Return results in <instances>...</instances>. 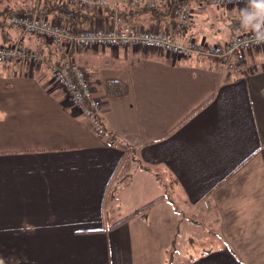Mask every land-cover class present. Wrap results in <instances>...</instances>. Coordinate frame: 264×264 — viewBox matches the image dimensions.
Masks as SVG:
<instances>
[{
	"label": "crops",
	"instance_id": "1",
	"mask_svg": "<svg viewBox=\"0 0 264 264\" xmlns=\"http://www.w3.org/2000/svg\"><path fill=\"white\" fill-rule=\"evenodd\" d=\"M187 3L188 18L122 14L184 43L223 44L245 32L240 6ZM107 22L106 11L92 10L79 25ZM10 43L43 62L0 64V264L264 259V47L247 52L238 70L222 57L130 46L72 53L101 104L99 136L53 79L60 48L0 24V44ZM202 226L201 243L193 234Z\"/></svg>",
	"mask_w": 264,
	"mask_h": 264
},
{
	"label": "built area",
	"instance_id": "2",
	"mask_svg": "<svg viewBox=\"0 0 264 264\" xmlns=\"http://www.w3.org/2000/svg\"><path fill=\"white\" fill-rule=\"evenodd\" d=\"M86 11H106L108 22L93 23L87 27L64 23L58 16L49 17L37 11H15L7 15V22L27 35H34L57 45L64 53L59 63L49 65L53 79L66 93L73 105L79 107L91 121L96 135H105L100 121V102L94 96L86 71L73 58L72 53L93 47H139L155 49L173 57L192 54L222 57L238 70L245 61L247 52L264 47V44H249L250 33L242 32L223 44L184 43L171 32L138 28L122 14L123 10H158L171 7V11L188 18L191 8L187 0H66ZM219 7L245 6L244 0H204ZM72 56V57H71ZM29 62L40 65L42 57L35 50L19 43L0 44V64Z\"/></svg>",
	"mask_w": 264,
	"mask_h": 264
},
{
	"label": "trees",
	"instance_id": "3",
	"mask_svg": "<svg viewBox=\"0 0 264 264\" xmlns=\"http://www.w3.org/2000/svg\"><path fill=\"white\" fill-rule=\"evenodd\" d=\"M15 11H37L38 13H41L44 15L56 14L58 17H64L67 23H74L77 25L86 21L89 18V13H90V11H86V10L74 7L73 5L68 3L66 0H35V2H33V4L29 5L28 7L22 4V6L18 7V9H15V10L13 8L12 9L0 8V24H8L7 15ZM153 11H171V7H163L158 10H153ZM60 51L62 52L61 48H60ZM118 86L119 85L117 81L108 82L109 88H114L115 90H117ZM150 204L151 203H148L145 206L138 209L137 211L124 217L123 219L115 223L113 226L125 221L132 215L139 213L140 211L148 207Z\"/></svg>",
	"mask_w": 264,
	"mask_h": 264
},
{
	"label": "clouds",
	"instance_id": "4",
	"mask_svg": "<svg viewBox=\"0 0 264 264\" xmlns=\"http://www.w3.org/2000/svg\"><path fill=\"white\" fill-rule=\"evenodd\" d=\"M245 6L238 10L240 27L250 33L248 43L264 44V0H244ZM7 113L0 112V121Z\"/></svg>",
	"mask_w": 264,
	"mask_h": 264
},
{
	"label": "rangeland",
	"instance_id": "5",
	"mask_svg": "<svg viewBox=\"0 0 264 264\" xmlns=\"http://www.w3.org/2000/svg\"><path fill=\"white\" fill-rule=\"evenodd\" d=\"M9 6L11 7V8H18V7H20V6H22V4H20L18 1H16V0H13L12 2H10L9 3ZM236 7V6H235ZM242 7H244V6H240L239 8H242ZM3 8H8V7H3ZM2 8V9H3ZM202 11H209L208 9H203ZM45 40V39H44ZM48 42V41H47ZM50 43V42H49ZM33 50V49H32ZM78 52H81V51H78ZM76 54V53H75ZM31 64V63H30ZM32 65H34V64H32ZM203 226H205V225H203ZM200 227V228H198V230H196V232H194V234H193V238H194V240H201V243L203 242V241H205L204 239H205V237L207 238V236H206V227ZM207 234H208V232H207ZM213 240H215L213 243L214 244H219V242H218V239H217V237H213ZM258 264H264V259H259V261H258Z\"/></svg>",
	"mask_w": 264,
	"mask_h": 264
}]
</instances>
